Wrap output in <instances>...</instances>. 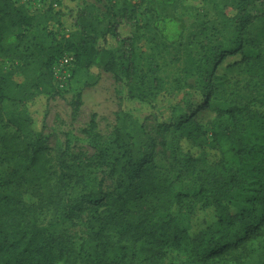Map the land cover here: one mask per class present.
<instances>
[{"label":"rangeland","instance_id":"obj_1","mask_svg":"<svg viewBox=\"0 0 264 264\" xmlns=\"http://www.w3.org/2000/svg\"><path fill=\"white\" fill-rule=\"evenodd\" d=\"M15 1L28 9L34 24L31 29L22 30L23 37L16 42H8L15 31L8 33L0 48V68L10 75L9 87L15 97L0 102V175L3 178L13 170H23L27 179L25 200L34 212V218L29 219L36 220L39 226L56 223L49 233L57 244L71 250V261L84 263L87 256L95 260L103 253L111 261L121 256L117 228L109 226L99 236L93 227L98 229L100 225L98 216L111 213L107 202L112 196L122 193L120 197L131 201L138 192L131 191L134 182H124L122 174L107 176L118 116L125 111L138 126H144L153 141L152 147L143 146L142 151L149 154L155 173L168 179L172 186L170 195H186L178 212L179 226L188 229L191 224V234H195L210 225L215 212L211 206H200L209 196L199 193L207 180L197 159L206 157L210 163L219 159L212 146L210 123L218 120L216 123L227 125L232 102L243 105L257 92L225 90L220 78L207 79V68L201 65L208 52L205 35L216 33L225 45L241 38L248 41L244 47L246 55L256 58L260 53L264 57V0H250L246 5L242 0H173L165 12L184 25L182 39L176 44H168L158 35L153 27L154 13L146 0H63L58 10L41 7L33 0ZM245 15L251 20L245 32L239 34L237 23ZM96 16L103 18L100 34L112 26L114 32L107 38L106 46L116 50L121 62L129 60L139 70V81L151 93L152 104L130 99L123 81L98 69L88 72L78 68L68 87L57 91L50 82L38 90L23 89L20 95L13 90L14 84H25V67L37 43L57 45L55 33L64 37L62 41L74 40L80 35L83 21H94ZM99 43H103L101 37ZM245 68L229 74L237 77ZM208 82L215 85L217 93L212 96V110L197 118L206 134L193 141L182 135L180 125L186 122L179 120L200 102L201 89ZM168 122L175 125H166ZM160 123L166 126L158 130ZM130 129L136 133L135 128ZM34 150L36 159L31 164ZM106 153L103 162L101 155ZM62 160L67 164L64 173ZM103 179L102 204H96L98 197L85 199V195L99 190ZM233 204L245 212L246 225L258 224L264 218L259 194L238 191ZM73 205L80 207L77 216L61 223ZM192 206L197 209L190 219ZM244 224L237 223L225 231L214 226L209 234H214V240L226 241L241 232ZM163 263L192 264L185 248L180 249L178 256L167 255ZM134 264H144V260Z\"/></svg>","mask_w":264,"mask_h":264},{"label":"trees","instance_id":"obj_2","mask_svg":"<svg viewBox=\"0 0 264 264\" xmlns=\"http://www.w3.org/2000/svg\"><path fill=\"white\" fill-rule=\"evenodd\" d=\"M146 1L149 10L154 13L153 27L158 35L168 44L178 43L182 39L184 25L165 12L173 0ZM242 2L246 5L250 0ZM250 20L249 15L239 19L236 28L239 34L245 32ZM33 24L34 18L26 7L15 0H0V48L8 33L15 31L8 42H16L23 37L22 30L31 29ZM102 24L103 18L96 16L94 21H83L80 35L74 40L62 41L64 37L59 38L55 33L54 38L59 41L57 45L37 43L25 67V84H14L13 90L20 95L23 89L38 90L45 82H50L57 91L54 66L62 55L70 53L75 57L72 79L78 68L88 72L98 69L111 73L117 81L124 82L130 99L152 104L151 93L139 81V70L129 60L121 62L116 50L106 46L107 38L114 31L111 26L100 34L99 27ZM205 36L208 52L201 65L207 68V79L220 78L225 90L257 92L243 105L232 102L227 112V125L216 123L218 120L210 123L212 146L218 151L219 159L212 163L206 161V157L197 159V163L203 166L202 172L207 180L206 187L199 193L202 197L209 196V200L201 201L200 206H211L215 212L214 221L195 234H191V224L188 229L179 226L178 212L186 195H170L172 186L168 179L155 173L149 154L142 151L143 146L152 147L153 141L143 125L138 126L131 114L122 111L111 144L107 176L113 178L122 174L124 182H134L131 191L138 192L131 201L120 197L122 193L112 196L107 202V209L111 213L98 216L100 225L98 229L93 227V232L99 236L109 226L117 228L121 256L111 261L103 253L95 260L87 256L84 263L80 260L71 261V250L57 244L49 233L57 224L39 226L36 220L29 219L34 218V212L25 200L27 179L23 170L17 169L6 177L0 175V264H134L140 259L144 260V264H164L167 255L178 256L182 248L187 250L192 264H264V218L258 224L246 225L245 212L233 204V197L239 191L243 194H259L264 205V57L260 53H257L256 58L246 55L244 47L248 41L244 42L241 38L237 37L225 45L218 40L216 33ZM100 37L103 43H99ZM242 67L246 68L241 75L236 77L229 74ZM220 73L221 76L218 75ZM9 76L0 68V102L15 98L9 87ZM187 86L194 88L193 85ZM201 93L203 98L200 102L192 105L191 113L179 120H184L185 125L177 124L182 135L193 141L206 134L197 118L201 113L212 110L210 103L217 91L215 85L208 82ZM167 124L175 125L174 122ZM166 125L160 123L158 130ZM131 127L136 129L135 134H132ZM36 152L34 150L31 164L36 159ZM106 158L107 153L101 155L103 162ZM2 166L3 159L0 157ZM60 167L64 173L67 168L64 160ZM103 188L104 179L95 194L85 195L84 198L98 197L96 204H102L105 198ZM196 209L197 206L189 208L190 219ZM78 210V206L70 207L61 223L73 220ZM240 222L244 224L243 230L229 240H214V234H209L214 226L225 231ZM135 246L136 249L133 248Z\"/></svg>","mask_w":264,"mask_h":264},{"label":"built area","instance_id":"obj_3","mask_svg":"<svg viewBox=\"0 0 264 264\" xmlns=\"http://www.w3.org/2000/svg\"><path fill=\"white\" fill-rule=\"evenodd\" d=\"M41 7L58 10L63 0H33ZM75 57L73 54L65 53L62 55L53 69L54 80L58 89H65L70 84L73 77V67Z\"/></svg>","mask_w":264,"mask_h":264}]
</instances>
